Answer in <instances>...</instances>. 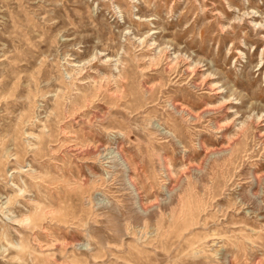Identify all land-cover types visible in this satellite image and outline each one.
<instances>
[{"label": "rangeland", "instance_id": "obj_1", "mask_svg": "<svg viewBox=\"0 0 264 264\" xmlns=\"http://www.w3.org/2000/svg\"><path fill=\"white\" fill-rule=\"evenodd\" d=\"M0 264H264V0H0Z\"/></svg>", "mask_w": 264, "mask_h": 264}, {"label": "bare ground", "instance_id": "obj_2", "mask_svg": "<svg viewBox=\"0 0 264 264\" xmlns=\"http://www.w3.org/2000/svg\"><path fill=\"white\" fill-rule=\"evenodd\" d=\"M129 182H130V183H131V185H132V181L130 180Z\"/></svg>", "mask_w": 264, "mask_h": 264}]
</instances>
